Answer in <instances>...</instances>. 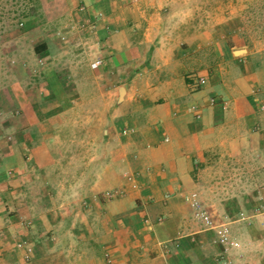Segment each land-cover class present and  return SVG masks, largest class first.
<instances>
[{"label": "crops", "instance_id": "crops-1", "mask_svg": "<svg viewBox=\"0 0 264 264\" xmlns=\"http://www.w3.org/2000/svg\"><path fill=\"white\" fill-rule=\"evenodd\" d=\"M164 8L146 2L133 18L120 1L81 7L101 62L88 72L101 78L104 144L86 150L83 180L78 154L64 164L48 144L30 151L44 186L37 197L19 187L26 173L0 199V264H264V56L212 42ZM62 167L69 188L48 179ZM193 197L213 228L193 216ZM222 224L227 244L214 241Z\"/></svg>", "mask_w": 264, "mask_h": 264}, {"label": "rangeland", "instance_id": "rangeland-1", "mask_svg": "<svg viewBox=\"0 0 264 264\" xmlns=\"http://www.w3.org/2000/svg\"><path fill=\"white\" fill-rule=\"evenodd\" d=\"M87 1L45 0V11L42 0H0L1 200H6L9 194L5 195L15 188L13 179L26 173L32 180L28 184L22 178L19 187L38 196L44 184L39 183L38 164L29 157L30 151L40 145L57 149L54 154L64 164L78 154L83 166L88 148L102 149L104 105L99 98L102 93L96 88L101 78H92L88 72L98 49L93 48L94 33L80 19L88 13ZM114 1L133 9V18L138 17L137 11L146 2L163 4L174 21H189L192 30L206 32L210 41L225 42L233 49L245 47L252 55L264 56V0ZM65 4L72 7V14L62 15L59 7ZM44 39L49 42L48 50L41 48ZM94 156L101 161L102 151ZM86 172L85 166L79 168L82 180ZM47 175L52 183L56 175L62 176V181L67 179L62 186L70 187L71 167ZM62 186L59 184V188ZM52 187L55 189V184Z\"/></svg>", "mask_w": 264, "mask_h": 264}, {"label": "built area", "instance_id": "built-area-1", "mask_svg": "<svg viewBox=\"0 0 264 264\" xmlns=\"http://www.w3.org/2000/svg\"><path fill=\"white\" fill-rule=\"evenodd\" d=\"M23 25V23H21ZM100 61L97 60L92 63V67L96 68L100 65ZM207 82L206 78L201 77L199 80V85H204ZM211 104H216L218 100L215 97L210 99ZM264 107V106H263ZM117 193L115 191H109L107 193L108 197H113ZM192 207H193V216L197 221H199L202 225L206 228H213L215 226V220L210 213L209 209L206 208L201 202L193 197L192 200ZM2 233L0 232V241L2 240ZM216 243L227 244L231 241V228L228 224H222L219 226V230L217 232L216 237L214 238ZM18 246L20 248H25L27 253L32 251V247L27 244L26 241L19 242Z\"/></svg>", "mask_w": 264, "mask_h": 264}]
</instances>
